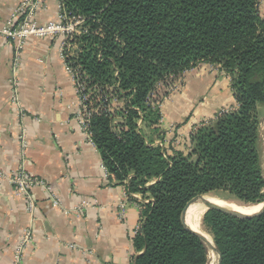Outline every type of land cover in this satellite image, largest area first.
I'll return each instance as SVG.
<instances>
[{
	"label": "trees",
	"instance_id": "trees-1",
	"mask_svg": "<svg viewBox=\"0 0 264 264\" xmlns=\"http://www.w3.org/2000/svg\"><path fill=\"white\" fill-rule=\"evenodd\" d=\"M60 1L83 18L67 60L85 88L91 141L112 179L146 199L131 264H206L207 245L182 220L187 203L212 192L264 201L261 0ZM200 63L230 77L234 103L190 134L188 152L170 154L143 128L157 131L169 89ZM201 225L220 264H264V211L241 217L208 209Z\"/></svg>",
	"mask_w": 264,
	"mask_h": 264
},
{
	"label": "crops",
	"instance_id": "crops-1",
	"mask_svg": "<svg viewBox=\"0 0 264 264\" xmlns=\"http://www.w3.org/2000/svg\"><path fill=\"white\" fill-rule=\"evenodd\" d=\"M20 1L0 0V25ZM56 3L42 0L36 19H52ZM260 7L264 16V0ZM58 41L31 37L14 66V42L0 36V264L13 262L25 229L31 240L20 246L18 264H131L140 219L136 202L146 199L139 192L125 198L124 185L104 177L100 155L75 119L77 95ZM174 86L159 105L161 135L150 134L170 154L188 152L190 134L234 103L230 77L215 65L198 64ZM20 165L45 182L30 190L32 212L8 179ZM51 195L59 206L52 205ZM123 201L119 219L116 206Z\"/></svg>",
	"mask_w": 264,
	"mask_h": 264
},
{
	"label": "built area",
	"instance_id": "built-area-1",
	"mask_svg": "<svg viewBox=\"0 0 264 264\" xmlns=\"http://www.w3.org/2000/svg\"><path fill=\"white\" fill-rule=\"evenodd\" d=\"M56 1L57 3L55 16L52 19L46 20L44 22H39L36 19L35 12L37 8L42 4V0H21L5 18L3 24L0 25V36L5 39L13 40L14 42V66H16V64L18 63L20 51L24 47L26 41L31 37H58L59 41L57 49L59 52V57L63 61L64 70L70 75L72 79L74 92L77 95L78 108L75 112V119L80 130L87 135L90 142L92 143L87 128L90 110L84 104L85 88L79 78V69L72 67L67 60L68 56L71 53V50L75 48V45L71 42V40L73 38V35L80 33L83 18L80 15H70L68 12L65 11L62 2L60 0ZM217 68H219V66H217ZM176 88V86H172L169 89V92L175 90ZM229 110L230 108L222 109L219 112V115ZM160 121L161 118L159 119V122ZM18 139L22 152H24L26 149V139L24 133H22L18 137ZM154 144L163 146V140L154 142ZM101 168L103 170V175L106 179L112 178V175L109 173V171L103 165L102 162ZM8 179L11 184H13L15 194L18 196H24L26 198V208L29 212H32L35 206L30 194V190L35 186L45 187V182L42 179H37L35 177L30 176L21 165L18 166V168L9 175ZM123 195L125 198H127L130 197L132 194L125 187ZM51 202L53 206H59V200L52 195ZM83 204L86 203L84 202ZM136 204L140 213V201L136 202ZM116 207L118 218L121 219L125 212V202H120L119 204H117ZM140 224L141 222L139 219V222L133 229V233H136L140 229ZM30 240L31 231L29 229H25L22 233V242L20 245L21 248ZM20 246L15 250L14 260L11 264L19 263L18 261L20 259Z\"/></svg>",
	"mask_w": 264,
	"mask_h": 264
},
{
	"label": "bare ground",
	"instance_id": "bare-ground-1",
	"mask_svg": "<svg viewBox=\"0 0 264 264\" xmlns=\"http://www.w3.org/2000/svg\"><path fill=\"white\" fill-rule=\"evenodd\" d=\"M203 200H209V201L215 202L221 206H224V207H227V208L239 211V212L247 213V214L257 212L262 206V203L243 204V203H238V202H233V201H226V200L217 198L215 196H209V195L204 196ZM205 209H206V207L204 204H198V203L191 204L189 206V208L187 209L185 219H186L187 224L193 230L203 234V236H205V238L208 240V242L210 244H212V240H211L210 235L207 232H205L204 230H202L201 226H200V216Z\"/></svg>",
	"mask_w": 264,
	"mask_h": 264
},
{
	"label": "rangeland",
	"instance_id": "rangeland-1",
	"mask_svg": "<svg viewBox=\"0 0 264 264\" xmlns=\"http://www.w3.org/2000/svg\"><path fill=\"white\" fill-rule=\"evenodd\" d=\"M257 110L259 111V125H258V130H259V137H260V155H261V164H262V169L264 168V105H258L257 107ZM143 131L145 133V135L148 137H150V134H151V130L150 129H147V128H143ZM161 131L159 129V127H157V131L154 132L153 134L156 135V137H160V134ZM264 170V169H263ZM264 174V173H263ZM206 195H209V196H215L217 198H220V199H223V200H226V201H233V202H237V201H234L232 199H228V197H226V195L222 192H212V193H207V194H203V195H200L201 197H204ZM263 202V201H262ZM203 204L202 200L201 199H198L196 200L195 202H193L192 204ZM240 203V202H238ZM261 203V202H260ZM205 211V210H204ZM203 211V212H204ZM203 212L200 216V226H201V229L204 230L202 228V225H201V218H202V215H203ZM205 231V230H204ZM206 232V231H205ZM211 237V236H210ZM212 240V238H211ZM213 243V241H212ZM208 248V259H207V263L206 264H216L217 262V254H216V251L210 249L209 247ZM216 256H215V255ZM215 257H214V256ZM211 256V257H210ZM212 262V263H211Z\"/></svg>",
	"mask_w": 264,
	"mask_h": 264
},
{
	"label": "water",
	"instance_id": "water-1",
	"mask_svg": "<svg viewBox=\"0 0 264 264\" xmlns=\"http://www.w3.org/2000/svg\"><path fill=\"white\" fill-rule=\"evenodd\" d=\"M198 199H201L203 201V204L206 207L205 211L208 210V209H215V210H218V211L227 213V214H232V215L241 216V217H251V216H255V215H258V214H260V213H262L264 211V201L261 202L262 203V206H261V208L257 212H254V213H251V214H247V213L239 212V211H236V210H233V209H230V208L221 206V205H219V204H217L215 202L209 201V200H203V197H201V196H197V197L193 198L192 200H190L187 203V205L185 206V208L183 209V212H182V220H183V223H184V225L186 226L187 229H189L190 231H192L193 233H195L196 235H198L200 237V239H202L203 242L207 245V247H209L210 249H212V250H214L216 252H217V249L215 248L214 244L213 243L210 244L208 242V240L205 238V236H203V234H201L200 232H197V231L193 230L187 224V222H186L185 215H186L187 209L189 208V206L193 202H195ZM220 260H221V258H220V255L218 254V258H217L216 264H220Z\"/></svg>",
	"mask_w": 264,
	"mask_h": 264
}]
</instances>
